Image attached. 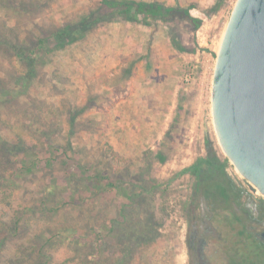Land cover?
Masks as SVG:
<instances>
[{
    "label": "rangeland",
    "instance_id": "rangeland-1",
    "mask_svg": "<svg viewBox=\"0 0 264 264\" xmlns=\"http://www.w3.org/2000/svg\"><path fill=\"white\" fill-rule=\"evenodd\" d=\"M236 2L225 0L197 32L182 22L171 24L177 37L195 52L178 59L176 97L181 94L184 100L169 126L164 120L154 121L155 100L149 93L155 89L153 78L165 80L168 75L173 80L166 68L173 65V57L159 58L155 48L144 62L137 55L133 68H125L122 77L129 78L136 71L140 79L134 86L115 91L116 100L122 102L115 108L110 90L103 87H109V78L99 66L103 51L107 52L108 22L64 49H54V42L49 41L36 54L38 74L28 87L18 82L16 60L9 57L7 62L0 56V70L6 72L0 77L15 94L6 101V108L0 105V136L10 145L22 135L38 157L37 167L28 166L29 171L21 172L11 187L0 188V215L8 224L23 218L17 235L0 234L6 242L1 264L38 261L44 236L49 238L61 229L77 233V238L73 245L71 238H53L51 264H91L100 256L98 245L101 264H188L185 237L196 178L185 170L207 158L209 148L221 161L228 160L214 126L212 86L217 55ZM103 8L102 0H0V27L34 48L54 30L99 10L105 13ZM110 20L117 23L120 19ZM160 41L155 45H161ZM145 44L142 39L136 48L145 50ZM129 45L123 41L124 52H129ZM129 57L122 60L129 64ZM132 93L134 102L129 103ZM152 127L167 133L156 135ZM159 153L165 161L157 158ZM49 157L54 159L52 166ZM20 160L26 161L24 166L33 164L32 156L21 154L13 158L9 169L19 168ZM226 169L238 185L257 193L230 161ZM3 171L0 168V175ZM85 177L94 183L92 187L83 186ZM96 177L101 178L100 186L95 185ZM129 195L138 196L135 203ZM147 224L151 225L149 243L129 235L144 232Z\"/></svg>",
    "mask_w": 264,
    "mask_h": 264
},
{
    "label": "trees",
    "instance_id": "trees-1",
    "mask_svg": "<svg viewBox=\"0 0 264 264\" xmlns=\"http://www.w3.org/2000/svg\"><path fill=\"white\" fill-rule=\"evenodd\" d=\"M223 2H225V0H218L212 7H209L205 10V15L207 17H211L217 14L221 10ZM102 5L104 7L103 11H105V13L99 10L95 13L85 15L83 18L73 24L58 28L51 33L50 37H43L39 39V45L34 48H30L29 46H27L26 42L24 43V41L17 39L13 34L5 33L4 29L0 27V56H3L7 62L9 57L11 58V60H9L12 62L13 60H16V63L18 65V69L16 70H19L18 82L23 81L25 83V86L28 87L29 84L35 80L38 74V59L36 54L42 49H46L47 44H49V41L52 40V42H54V49H64L67 45L75 44L79 40L84 39L90 32H93L94 29L96 27H99L101 24L111 21L110 19L112 17H117L125 21H129L131 23H147L149 22V19H153L169 24V26H171V24H177L178 22H182L188 28L192 27V30L195 32H197L203 24L202 19L193 17L191 15L190 9L165 7L157 2L148 4L134 0H102ZM172 36V44L177 50L183 53L195 52V50L188 48L185 43L180 39V36L177 37L174 31L172 32ZM204 50L208 52L207 49ZM47 52L50 51L47 50ZM21 70H23V72H21ZM0 74H2V76H5L6 72L0 70ZM14 95V91L9 89L3 77H0V105L6 108V101ZM37 119H41L39 115H37ZM71 126H74V121H71ZM26 134L28 133L26 132ZM57 151V149H53L54 156H57ZM21 154H24L25 156H32L33 164L24 166L26 161L20 160L19 163L22 162V165H20L19 168L11 167L9 169L10 165L13 164V158L19 157ZM37 158L38 157L36 156V152H34V148L29 147L26 139H24L22 135H19L18 139H16V141L14 143H11L10 145L6 140H4L3 137L0 136V168L4 170V174L0 175V188L11 187L10 184L13 183L14 179L18 177L21 172H23L24 170L29 171L28 166L31 168L37 167ZM157 158L161 162L166 160L162 153L157 154ZM47 162L48 165L52 166V162H54V159L52 157H49L47 159ZM228 163L229 160L221 161L217 157L216 153L209 148V156L207 158H202L198 160L192 167L186 169L185 172L190 173L196 178L201 176L224 177L227 175L226 167ZM8 171H10V173H8ZM88 179V177H85L83 182V186L86 188H90L94 184L90 183V179ZM100 179L101 178L96 177V186H100ZM214 182L217 183V181H213V183ZM103 186L104 185L102 184V187ZM116 187L119 189L120 185H117ZM221 191L225 192L226 189L222 188ZM137 197L138 196L129 195L128 199L130 200V202L135 203ZM75 203L77 202L75 201ZM22 219V217H17L16 219H14L12 224H8L7 221L4 220L3 216L0 215V234L5 231H8L10 234L17 235L19 225ZM123 228L125 230V227ZM111 230H116L115 226L112 227ZM127 231L130 232L129 230ZM150 231L151 225L147 224V229L144 230V232L138 233L136 231H131L129 235L132 236V238L135 235L134 240L136 241L142 240L146 243H149L151 239V237L149 236ZM57 233L58 234L54 232L51 233V237L49 238L44 236V245L40 249L38 254V257L40 259L36 262L33 261L32 264L52 263L53 257L50 252L51 247L55 245V239L53 238H56L57 235L60 236V239H62L63 237L66 239L71 238L74 241L71 240L70 244H75L77 233H70L69 230L62 229ZM5 245V239L0 238V258L1 250L5 247ZM97 249L98 251H100V256L91 264H101V247L98 245ZM36 252L37 251H34L32 252L33 254H31L35 255ZM42 259H44L45 261H42Z\"/></svg>",
    "mask_w": 264,
    "mask_h": 264
},
{
    "label": "water",
    "instance_id": "water-1",
    "mask_svg": "<svg viewBox=\"0 0 264 264\" xmlns=\"http://www.w3.org/2000/svg\"><path fill=\"white\" fill-rule=\"evenodd\" d=\"M216 133L228 160L264 196V0H237L212 86Z\"/></svg>",
    "mask_w": 264,
    "mask_h": 264
},
{
    "label": "flooded vegetation",
    "instance_id": "flooded-vegetation-1",
    "mask_svg": "<svg viewBox=\"0 0 264 264\" xmlns=\"http://www.w3.org/2000/svg\"><path fill=\"white\" fill-rule=\"evenodd\" d=\"M226 173L195 177L185 237L188 264H264V196Z\"/></svg>",
    "mask_w": 264,
    "mask_h": 264
},
{
    "label": "crops",
    "instance_id": "crops-1",
    "mask_svg": "<svg viewBox=\"0 0 264 264\" xmlns=\"http://www.w3.org/2000/svg\"><path fill=\"white\" fill-rule=\"evenodd\" d=\"M138 2L143 3H160L165 7H171V8H184V9H190V13L193 17L202 19L203 21L207 20L208 17L205 15V10L208 9L210 6H212L213 0H134ZM215 3V1H214ZM213 3V4H214ZM120 19V18H119ZM116 21V20H115ZM115 21H109L106 29H105V39L107 40V52L105 50L103 51L104 55L102 56V62H101V72H103V76L107 74V77L109 78V87L107 88L106 85L103 87L105 89L110 90L111 92V98L115 100V108H118L122 102L119 100H116L117 97L115 95V91L120 88H128L131 85L134 86V84L137 82V80L140 79V73H135L136 71H133L131 76L129 78L122 77V72L125 70V68L132 69L135 61H133L135 58L137 60V55L139 62H144V59H147V56H149L148 52L151 51V48L157 49L158 57L161 58V56H170L173 57V60L170 62H173L168 65L166 68H169V71L172 72L173 80L167 75L165 80H160V78H153V80L156 82L155 89H151L149 93V98L152 100H155V108H151L153 111V118L156 120L159 119V121L164 120L165 126H169V123L173 120V113L180 108L179 104L182 105L184 98L180 94V97L178 96L179 87H177L176 83H174L175 79H178V71H179V57H185L183 52H180L177 50L173 44H172V28L169 26V24L163 23L159 20H153L149 19V22L147 23H131L129 21H125L123 19H120L117 23ZM164 26V29H160V25ZM141 25H143L145 28H142ZM168 29V31H167ZM166 30V31H165ZM166 36L167 38L163 37ZM144 39L146 42V47L144 49H138L136 48L139 46L140 41ZM159 39L161 40V45H155L156 41ZM129 42V52H124L126 49L125 47L122 48L123 41ZM138 40V41H137ZM151 41H153V46L151 47ZM113 45V47L111 46ZM119 46L121 47L119 49ZM129 55L130 59L129 64H126L125 61L122 59L125 58L126 55ZM141 56V57H139ZM155 58V61L158 59ZM178 60V62H176ZM168 62V60H167ZM176 62V63H175ZM126 66V67H125ZM127 69V70H130ZM98 72V71H96ZM175 72V75H174ZM143 75V74H141ZM171 80V82H170ZM162 81V82H160ZM173 82V83H172ZM164 88L166 91H164ZM122 90V89H120ZM165 92V94H164ZM133 93L131 95V98H129L130 101H127L129 103H133ZM176 101V102H175ZM177 101H179L178 105L176 104ZM125 102V101H124ZM126 103V102H125ZM133 108V106L131 107ZM155 122H151L150 125H155ZM162 125V122L160 123ZM162 127V126H161ZM165 130H168V127ZM153 130V131H152ZM152 133L154 132L156 135L167 133L166 131L160 132L158 131V128L152 127L151 129Z\"/></svg>",
    "mask_w": 264,
    "mask_h": 264
},
{
    "label": "built area",
    "instance_id": "built-area-1",
    "mask_svg": "<svg viewBox=\"0 0 264 264\" xmlns=\"http://www.w3.org/2000/svg\"><path fill=\"white\" fill-rule=\"evenodd\" d=\"M228 1L233 3L235 0H228Z\"/></svg>",
    "mask_w": 264,
    "mask_h": 264
}]
</instances>
